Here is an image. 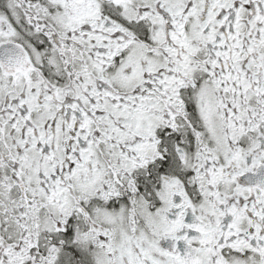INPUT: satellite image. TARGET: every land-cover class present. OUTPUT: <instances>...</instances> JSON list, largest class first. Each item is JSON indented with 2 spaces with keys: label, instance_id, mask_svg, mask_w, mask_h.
I'll return each instance as SVG.
<instances>
[{
  "label": "snow or ice",
  "instance_id": "6c2138e0",
  "mask_svg": "<svg viewBox=\"0 0 264 264\" xmlns=\"http://www.w3.org/2000/svg\"><path fill=\"white\" fill-rule=\"evenodd\" d=\"M0 264H264V0H0Z\"/></svg>",
  "mask_w": 264,
  "mask_h": 264
}]
</instances>
